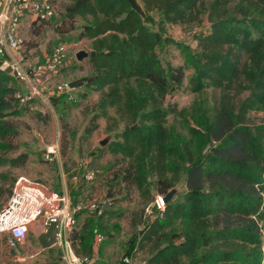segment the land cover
Masks as SVG:
<instances>
[{
  "label": "trees",
  "instance_id": "obj_1",
  "mask_svg": "<svg viewBox=\"0 0 264 264\" xmlns=\"http://www.w3.org/2000/svg\"><path fill=\"white\" fill-rule=\"evenodd\" d=\"M138 3L142 15L127 0H66L57 18L58 32L76 30L77 40L88 41L93 53L85 60L87 75L72 83L98 94L82 138L100 120L113 128L123 124L94 155L111 158L103 181L107 206L118 192L122 200L135 192L147 206L183 180V191L161 216L155 207L150 216L143 209L132 215L126 255L136 259L137 252L145 253L143 264H262L264 121L253 124L249 115L264 113V0H212L209 27L193 31L197 49L171 38L167 28L198 23L203 0ZM152 12L160 15L154 26L146 20ZM169 48L182 65L161 59ZM19 87L0 69V166L21 168L27 162L26 154L4 155L15 150L19 134L11 119L29 111L33 100L23 102ZM184 87L194 96L188 107L165 104ZM209 91L216 96L208 98ZM63 128L66 156L77 134ZM0 179L9 180L1 173ZM4 195L0 188V198ZM85 214L71 239L76 255L94 259L105 218H120L121 212ZM134 246L137 252H131ZM118 264H124L122 258Z\"/></svg>",
  "mask_w": 264,
  "mask_h": 264
},
{
  "label": "rangeland",
  "instance_id": "obj_2",
  "mask_svg": "<svg viewBox=\"0 0 264 264\" xmlns=\"http://www.w3.org/2000/svg\"><path fill=\"white\" fill-rule=\"evenodd\" d=\"M211 1L203 0L199 9L198 18L200 21L198 23L196 22L190 27L169 26L167 28L168 35L174 40L197 49L198 42L193 37V31H205L209 27L206 15L207 7ZM65 3L66 0H61L58 3V12L62 11ZM159 18L158 13L152 12L146 20L151 26H154ZM79 25L80 22L76 24V27ZM59 30L58 19H52L43 25L31 24L28 28L27 25L24 26L20 32L21 49L18 54L8 59V62L15 65L20 72L33 76L40 96L31 98L33 100L27 105L29 111L22 112L21 116L11 119L18 128L19 134L13 141L15 150L4 155L13 158L19 154H26L27 162L21 168H13L8 165L0 166V173L9 179L6 183L0 179V188L5 194L0 198V206L4 205L10 195L7 194V191H10L12 187L10 182L16 181L19 177L42 184L50 191L66 196L70 206L80 205L81 208L77 213H84L76 217L77 225L72 229L69 237L73 249L71 236L84 220L85 213L97 211L88 209V205L95 204L98 212H121L120 218H105L104 233L101 234L102 240L95 243L98 260L92 262V264H118L119 260L128 253L127 243L134 235L131 217L133 214L137 215L141 209L146 217L144 211L146 206L143 207L135 192H131L130 198L127 200H122V194L118 192V198L112 206H107L104 201L106 195L103 181L108 172L106 169L111 158L108 156L95 160L94 155L104 140H110L115 132L122 130L123 124H118L116 128H113V123L100 120L98 129L91 136L82 138L83 128L91 115L94 103L98 100V94L86 92L81 87L69 88L68 85L87 75L88 67L85 60L80 63L82 64L81 68L77 69L74 66L77 63L74 55L79 50L88 51L89 45L84 41L77 40L76 30L65 34L58 32ZM58 42L63 43L66 50L62 61L56 67L57 74L50 75L47 70L37 73L35 69L44 65V57L49 55ZM161 59L174 66H180L183 63L178 52L173 48H169L161 54ZM188 75L189 71H186V76ZM186 83H184L185 87ZM185 87L168 96L165 104L176 105L178 109L188 107L194 96ZM22 89L19 87V95L25 98L29 97L31 87L27 86L25 90ZM61 94H66L67 97H60ZM213 96H216V93L209 91L208 98H213ZM53 98L55 101L52 100ZM109 115L113 116V111H109ZM249 120L253 124H259L264 121V113H251ZM64 125L77 134L75 141L72 144L69 143L71 148H68L66 156H62ZM108 126H111L112 131H108ZM66 136L70 141V135ZM50 145H56L58 152L53 161L48 162L43 157L46 147ZM85 173H91L92 179L83 180L81 175ZM74 176H77V180H72ZM175 187L177 194L174 199L183 191V180L181 179ZM260 226L262 228V264H264V221L260 223ZM142 227L138 226L137 229L142 231ZM37 232V229L32 227L23 245L15 250L8 249L4 237L0 235V264H62L59 246L43 248L37 239ZM135 248L134 246L131 252H137ZM145 258V253L137 252L135 260L139 262Z\"/></svg>",
  "mask_w": 264,
  "mask_h": 264
},
{
  "label": "built area",
  "instance_id": "obj_3",
  "mask_svg": "<svg viewBox=\"0 0 264 264\" xmlns=\"http://www.w3.org/2000/svg\"><path fill=\"white\" fill-rule=\"evenodd\" d=\"M61 0H0V69L11 67L18 74V80L23 85L30 86L29 97H21L23 102L33 97H39L36 88V80L29 74L20 72L8 59L18 54L22 46L20 32L25 24L27 28L31 24L41 25L59 16L58 3ZM66 47L58 42L54 45L49 55L44 57L42 66L35 70L37 73L47 70L50 75L57 73V65L62 61ZM62 93V92H61ZM58 152L56 145L47 146L44 160L51 162ZM91 173L82 174L83 180H91ZM77 180V176L72 177ZM161 195L154 196L144 211L146 216L152 215L155 207L161 216L164 205ZM95 204L88 205V209H94ZM80 205L72 207L64 195L50 191L42 184L31 182L24 177H19L13 184L11 193L4 205L0 208V235L4 237L6 246L15 250L23 245L31 228L37 229V237L46 233L51 223L56 224L55 245L60 248V261L62 264H92L93 259L87 256H78L69 240L72 229L77 225L75 214L80 210ZM102 237H96V243L101 242ZM124 264H143L136 262L130 256L122 257Z\"/></svg>",
  "mask_w": 264,
  "mask_h": 264
},
{
  "label": "water",
  "instance_id": "obj_4",
  "mask_svg": "<svg viewBox=\"0 0 264 264\" xmlns=\"http://www.w3.org/2000/svg\"><path fill=\"white\" fill-rule=\"evenodd\" d=\"M127 1L130 4V7L134 12H136L139 15L143 14V10H142L141 6L139 5L138 0H127ZM92 56H93L92 52L85 51V50H79L74 55L77 63H82L84 60H86ZM4 72L7 74H11L15 79H18L17 78L18 77L17 72L15 70H13L11 67H8L7 69H5ZM18 83L20 85L23 84L19 80H18ZM72 86H73L72 84L68 85L69 88H71ZM176 192H177L176 187H173L165 195L162 196L161 200H162V203L164 206L174 199L175 195L177 194ZM153 199H154V197L152 198V200ZM55 235H56V224L51 223L48 226L46 233L39 235L37 237V239L39 241V244L43 248H51L55 245Z\"/></svg>",
  "mask_w": 264,
  "mask_h": 264
},
{
  "label": "crops",
  "instance_id": "obj_5",
  "mask_svg": "<svg viewBox=\"0 0 264 264\" xmlns=\"http://www.w3.org/2000/svg\"><path fill=\"white\" fill-rule=\"evenodd\" d=\"M25 26H26V24H25ZM84 42H86L88 45H89V42L88 41H85V40H83ZM20 85V84H19ZM20 87L21 88H23L22 90H25L26 88H27V85H20ZM52 248V247H51ZM93 257H94V262L96 261V260H98V256H97V253L95 252H93Z\"/></svg>",
  "mask_w": 264,
  "mask_h": 264
}]
</instances>
